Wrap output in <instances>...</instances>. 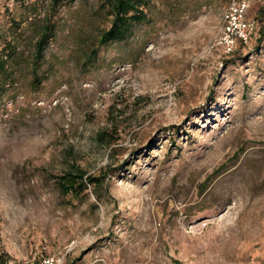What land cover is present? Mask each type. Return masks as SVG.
<instances>
[{
	"label": "rangeland",
	"instance_id": "rangeland-1",
	"mask_svg": "<svg viewBox=\"0 0 264 264\" xmlns=\"http://www.w3.org/2000/svg\"><path fill=\"white\" fill-rule=\"evenodd\" d=\"M108 3L0 0V264H264V2L231 51L229 0H150L98 47Z\"/></svg>",
	"mask_w": 264,
	"mask_h": 264
},
{
	"label": "trees",
	"instance_id": "trees-1",
	"mask_svg": "<svg viewBox=\"0 0 264 264\" xmlns=\"http://www.w3.org/2000/svg\"><path fill=\"white\" fill-rule=\"evenodd\" d=\"M108 2L110 26L101 29L98 33L96 41L98 47L128 40L133 35L137 25L149 21L145 8L149 6L150 0H108ZM55 34V26L50 21L41 24L38 38L34 44V54L30 62L33 75L32 84L34 86L40 85L43 80L38 74V69L44 60L46 48ZM98 47L92 48L87 53L85 60L82 61L85 67H89L92 58H97ZM7 63L8 60L0 56V91L3 90L2 79H4V83L7 81L10 84L13 83L10 67ZM97 181L98 178L95 177H86L85 179L80 172H68L66 176L60 177V188L64 194L78 195ZM4 255L5 253H0V263L4 260Z\"/></svg>",
	"mask_w": 264,
	"mask_h": 264
},
{
	"label": "built area",
	"instance_id": "built-area-1",
	"mask_svg": "<svg viewBox=\"0 0 264 264\" xmlns=\"http://www.w3.org/2000/svg\"><path fill=\"white\" fill-rule=\"evenodd\" d=\"M254 2H264V0H229L222 14L224 40L229 51L233 49L235 43L247 41L256 29V22L246 17ZM45 263L52 264V259H46Z\"/></svg>",
	"mask_w": 264,
	"mask_h": 264
}]
</instances>
